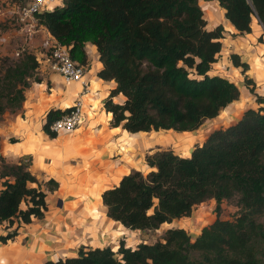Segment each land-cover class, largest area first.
Returning <instances> with one entry per match:
<instances>
[{
  "label": "trees",
  "instance_id": "trees-1",
  "mask_svg": "<svg viewBox=\"0 0 264 264\" xmlns=\"http://www.w3.org/2000/svg\"><path fill=\"white\" fill-rule=\"evenodd\" d=\"M214 2L239 35L250 32L252 17L264 26V0H61L37 19L79 64L86 63L83 44L95 46L101 63L97 76L115 82L102 103L111 114L110 126L130 134L186 133L240 98L233 82L208 73L221 50L223 27L206 28L201 4ZM229 60L240 68L258 107L212 130L188 157L170 149L146 154L147 173L131 170L100 193L105 215L129 230L157 229L206 200L215 203V219L192 240L181 228H167L161 241L151 244L131 248L121 240L116 251L81 246L74 256L41 264H264V221L258 220L264 213V97L254 93L245 75L247 63L235 53ZM37 67L25 52L7 65L0 77V117L5 110H20ZM119 94L121 103L113 100ZM69 109L47 110L42 132L54 138L51 121ZM30 163L31 158L9 162L0 153V225L8 229L1 243L12 240L21 225L41 219L46 192L57 187L51 178L34 176ZM232 197L238 215L218 218L220 202Z\"/></svg>",
  "mask_w": 264,
  "mask_h": 264
},
{
  "label": "crops",
  "instance_id": "crops-1",
  "mask_svg": "<svg viewBox=\"0 0 264 264\" xmlns=\"http://www.w3.org/2000/svg\"><path fill=\"white\" fill-rule=\"evenodd\" d=\"M213 4H201L209 20L212 19ZM223 22V35H239L224 17ZM244 35L250 36L245 39L246 43L254 45L259 54L264 56V44L257 41L264 36V26L252 18L250 32ZM39 36H35L32 44H38ZM247 44L241 46L234 43L232 47L243 53L248 49ZM83 49L87 59L84 65L88 68L90 64L89 71L84 75V80L90 82L88 95L80 93L79 83L65 82L44 64L39 65L35 71L41 81L30 83L25 88L24 100L17 113L2 115L0 119L2 156L9 162L31 158L28 169L34 176L44 180L51 178L57 183L53 191L46 192L47 208L44 216L21 225L12 240L0 242V264H41L46 260L74 256L81 246H109L115 250L121 240L131 248L140 240L136 232L141 231L129 230L105 215L106 208L101 202L100 193L116 185L120 177L131 170L149 171L144 161L145 154L159 149L156 145L170 143L164 136H154L158 131L130 134L120 126H110L111 114L104 110L102 103L109 91L115 88V82L97 76L101 63L95 46L86 41ZM233 53L239 54L236 51ZM244 61L248 65L245 75L253 81L256 93L255 78L250 75V63ZM236 86L240 98L229 105L238 103L242 106L241 101L247 97L246 92L249 96L251 94L244 84ZM256 94L264 97V93ZM123 99L119 94L113 100L121 103ZM76 100L81 102L85 127L57 133L54 138L45 135L41 125L47 110L69 108ZM225 111L222 110L218 117L209 120H220ZM227 118L233 121L230 115ZM164 131L172 132L171 141L180 145L187 156L192 149L187 143L192 142V146L198 136L202 138L197 132L195 137H188L187 134L192 132ZM7 230L3 224L0 225V235H4ZM199 231L195 232L194 237Z\"/></svg>",
  "mask_w": 264,
  "mask_h": 264
},
{
  "label": "rangeland",
  "instance_id": "rangeland-1",
  "mask_svg": "<svg viewBox=\"0 0 264 264\" xmlns=\"http://www.w3.org/2000/svg\"><path fill=\"white\" fill-rule=\"evenodd\" d=\"M27 1L28 0H0V77L3 75L7 65L14 63L18 58L13 55L14 50L19 44V36H18L19 31L16 24V11L20 9L22 6H24ZM212 9L215 15H213L212 13V17H211L212 19L210 20L208 16L204 15L202 11V16L206 21L207 29H210L217 24L222 25V23H224L223 12L216 2H214ZM223 30L225 29L223 28ZM249 37H250L249 35H244V34L243 35L235 34L230 36L226 34L223 35V38L220 40L221 50L217 55L216 62L211 65L208 73L210 75L223 76L238 86L241 84L243 85V76L240 73V68H238L237 70L233 69L228 57L230 53L236 51L239 53L238 55L241 61L247 60L250 63V70H251L250 75H253V77L255 78L254 82L256 87V93L257 92L264 93V85H262V83L264 84V56L262 54H259V51L254 48V45L246 43L245 39H248ZM260 39H261L260 42L259 41L258 42L264 44V36L263 38L260 37ZM234 43L241 46L247 44L248 49L242 53L238 51V49L232 47ZM89 69H90V64L88 68L85 67V74L89 71ZM254 73L256 75H254ZM34 78L40 79L38 73L28 78L27 80L28 83L29 84L33 83ZM261 85L262 88L260 89ZM89 86H90V82H89ZM80 90H81V85H80ZM88 94L89 92L84 95H88ZM246 95L247 97L245 98V100L241 101L242 106H239L238 103L229 105L227 108H225L226 111L221 114L220 120L217 121L208 120L198 128V131H196L197 130L196 129L194 131H191L192 133L187 134L188 137H195L196 136L195 133L197 132V134L202 137L201 140L198 136L197 137L198 140H196V142H194L192 146H191L192 142L187 143L188 146L193 148L195 145H197L198 142H203V140L212 130L217 129L218 127H226L230 125L231 122H234L235 119L240 117L241 113L245 109L257 108L259 104L255 102L254 96L252 95L249 96L247 92ZM234 109H236L237 111ZM10 113H17V111L10 112L8 110H5V112L2 115L7 116ZM225 115L227 116L230 115L233 121H231ZM1 118L2 116L0 117V119ZM79 126L81 128H84L85 120ZM155 135L164 136L166 139L169 140L168 143L170 144L156 145L155 147L159 149H155L153 151L170 149L179 156L181 155L183 157H188L187 156L188 154L183 152V148L180 145H178L174 141H171L173 138L172 132L160 130L157 133H154V136ZM9 141H11V139H9ZM0 153H1V148H0ZM141 173L145 174L144 172ZM214 206L215 203L213 200H206L198 205L193 206L188 216H184L180 219L172 220L170 223L167 224H162L157 229L154 230L152 229V230H144L141 232H136V235L140 238L138 243L143 242V243L151 244L154 243L155 241H161L163 233L167 228H181L189 235L190 239L192 240L194 238L195 232L200 230L201 227L211 223L215 219ZM238 212H239V207L236 204V197H232L230 199L222 200L220 202L218 218L222 220H233L238 215ZM258 220L261 222L264 221V213L258 217ZM114 251H116V249Z\"/></svg>",
  "mask_w": 264,
  "mask_h": 264
},
{
  "label": "built area",
  "instance_id": "built-area-1",
  "mask_svg": "<svg viewBox=\"0 0 264 264\" xmlns=\"http://www.w3.org/2000/svg\"><path fill=\"white\" fill-rule=\"evenodd\" d=\"M60 3L61 0H28L16 11L19 44L13 55L19 57L23 52L32 54L38 66L44 64L49 71L60 76L65 82L79 83L80 93L85 94L89 91V83L84 80L85 65L72 60L68 48L59 44L45 27L38 23V14ZM36 35H40L39 42L34 45L32 42ZM80 104V100H76L66 114L51 121L49 129L55 134L75 130L85 120Z\"/></svg>",
  "mask_w": 264,
  "mask_h": 264
},
{
  "label": "water",
  "instance_id": "water-1",
  "mask_svg": "<svg viewBox=\"0 0 264 264\" xmlns=\"http://www.w3.org/2000/svg\"><path fill=\"white\" fill-rule=\"evenodd\" d=\"M256 20H257V18L256 17H254ZM258 21V20H257ZM259 25H261V24H259ZM262 26V25H261Z\"/></svg>",
  "mask_w": 264,
  "mask_h": 264
},
{
  "label": "clouds",
  "instance_id": "clouds-1",
  "mask_svg": "<svg viewBox=\"0 0 264 264\" xmlns=\"http://www.w3.org/2000/svg\"><path fill=\"white\" fill-rule=\"evenodd\" d=\"M258 22V21H257Z\"/></svg>",
  "mask_w": 264,
  "mask_h": 264
}]
</instances>
